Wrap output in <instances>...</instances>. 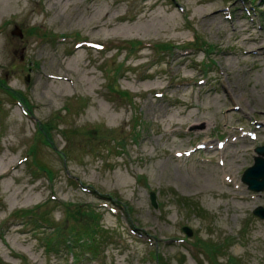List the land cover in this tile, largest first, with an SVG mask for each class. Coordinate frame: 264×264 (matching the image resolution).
Returning a JSON list of instances; mask_svg holds the SVG:
<instances>
[{"label": "rangeland", "instance_id": "obj_1", "mask_svg": "<svg viewBox=\"0 0 264 264\" xmlns=\"http://www.w3.org/2000/svg\"><path fill=\"white\" fill-rule=\"evenodd\" d=\"M0 80V264H264V0H0Z\"/></svg>", "mask_w": 264, "mask_h": 264}, {"label": "water", "instance_id": "obj_2", "mask_svg": "<svg viewBox=\"0 0 264 264\" xmlns=\"http://www.w3.org/2000/svg\"><path fill=\"white\" fill-rule=\"evenodd\" d=\"M22 37V33L18 30L13 32ZM258 156L255 157V164L245 171L243 175V182L248 185L249 189L256 192L264 191V147H260L256 150ZM152 202L157 207L155 195L152 194ZM255 214L264 218V209L259 208L255 211ZM185 232L191 236L192 231L188 228L184 229Z\"/></svg>", "mask_w": 264, "mask_h": 264}, {"label": "trees", "instance_id": "obj_3", "mask_svg": "<svg viewBox=\"0 0 264 264\" xmlns=\"http://www.w3.org/2000/svg\"><path fill=\"white\" fill-rule=\"evenodd\" d=\"M1 81V80H0ZM1 85H5L4 84V82L3 81H1ZM12 94L13 95H15V96H21V93H19V92H12ZM124 94H126V95H128L127 93H124ZM21 98H23L22 96H21ZM48 128V127H47ZM47 128L45 127H42V128H39V132L41 133V134H43V136H45V138H47V137H49V130H47ZM84 209H81V211L80 210H77L76 212H74L72 215H73V219H76V217L78 216V215H80V214H86V212H90L89 214L90 215H97L96 213H94L93 211H90V210H88V211H83ZM70 216H68V218H69ZM69 220V219H68ZM67 219H65L64 220V222H67L68 221ZM98 221V220H97ZM66 224V223H65ZM84 226H85V229H88L89 231H90V233H91V235H92V237L95 239L94 241H93V243H91V244H88L87 246H86V249H91L92 251H94V249L96 248V250H97V248H98V246H99V237H97V236H100V234L104 231L103 229H102V227H101V225L99 224V221H98V223H96V222H94V225H92V221L90 220V219H87L86 220V222L84 223ZM96 237V238H95Z\"/></svg>", "mask_w": 264, "mask_h": 264}, {"label": "bare ground", "instance_id": "obj_4", "mask_svg": "<svg viewBox=\"0 0 264 264\" xmlns=\"http://www.w3.org/2000/svg\"><path fill=\"white\" fill-rule=\"evenodd\" d=\"M202 124H205V123H201V124H197V125H200V126H202ZM209 148V147H208ZM234 159H235V156H234Z\"/></svg>", "mask_w": 264, "mask_h": 264}]
</instances>
